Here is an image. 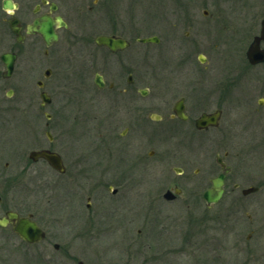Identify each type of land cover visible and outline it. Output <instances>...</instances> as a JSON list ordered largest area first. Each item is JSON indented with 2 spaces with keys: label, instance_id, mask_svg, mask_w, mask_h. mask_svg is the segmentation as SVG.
Masks as SVG:
<instances>
[{
  "label": "flooded vegetation",
  "instance_id": "af4514ba",
  "mask_svg": "<svg viewBox=\"0 0 264 264\" xmlns=\"http://www.w3.org/2000/svg\"><path fill=\"white\" fill-rule=\"evenodd\" d=\"M212 3L0 0V143L11 139L9 177L0 156V205L3 196L41 195L58 227H99L96 194L122 171L112 152L123 112V136L141 128V191L145 166L160 149L176 163L185 150L188 159L173 171L188 172L187 231L198 228L216 242L217 264H264V0ZM144 50L158 55L146 65L158 94L141 83ZM93 89L110 93L106 116L96 115ZM43 152L58 156L60 168ZM221 176L222 198L208 203L204 196ZM167 192L175 197L166 199ZM183 192L175 185L162 197L173 203ZM193 201L204 205L198 218ZM29 203L15 200L0 219L7 212L29 217L45 242ZM0 227L13 232L12 224Z\"/></svg>",
  "mask_w": 264,
  "mask_h": 264
},
{
  "label": "rangeland",
  "instance_id": "374dc122",
  "mask_svg": "<svg viewBox=\"0 0 264 264\" xmlns=\"http://www.w3.org/2000/svg\"><path fill=\"white\" fill-rule=\"evenodd\" d=\"M212 2L213 0H209V3ZM212 6L208 7L210 14L217 15ZM205 9L206 6L199 11L200 17ZM157 57L152 52L141 51V83L152 86L153 94H158L160 90L156 89L158 82L152 76L151 67L146 65L156 64ZM109 94L106 90L91 91L97 105H101L97 106L96 115L108 114V108L103 105H106ZM120 114L125 124L119 125L115 131L112 159L116 164L122 165V171L119 178L112 176L103 182V192L96 194L99 200L97 212L102 224L89 229L80 223L79 227L62 229L43 212L41 195L28 199L25 194L18 195L19 198L15 200L19 203L30 202L29 211L47 231V240L27 245L10 228L6 230L0 227V264H76L80 259L88 264H217V256L212 252L217 249L216 242L207 241V237L198 234V228L187 231L186 203L190 200L188 194L191 189L186 180L188 172L177 176L173 171L174 167L185 164L188 159L186 151H181V158L176 163L171 160V154L165 157L167 153H173L172 151L160 149L158 157L145 166L144 189L141 191V128L134 131L133 127L123 136L121 131L124 130L128 117L123 112ZM10 143L11 139H2L0 143L1 168L8 177L11 168H4V165L10 162L9 156H5V152L11 150ZM121 175H124V179ZM111 185L119 189L117 195L109 192L108 187ZM175 185L184 190L183 194L176 202H166L163 194ZM3 199L0 217L7 209L15 207V200L10 196H3ZM190 206L194 208L195 217L202 216L204 205L201 201L197 204L193 201ZM164 228L166 231H161ZM141 229L142 235L137 234ZM192 231L194 242L189 245L187 232ZM56 243L60 245L58 251L53 248Z\"/></svg>",
  "mask_w": 264,
  "mask_h": 264
},
{
  "label": "water",
  "instance_id": "95a60500",
  "mask_svg": "<svg viewBox=\"0 0 264 264\" xmlns=\"http://www.w3.org/2000/svg\"><path fill=\"white\" fill-rule=\"evenodd\" d=\"M50 37L55 38L52 34L50 33ZM100 43L105 44V45H113L114 42L110 39H105L102 38L99 40ZM144 42H153L152 39L148 40H143ZM97 86L99 88H102V83L101 79L97 80ZM205 118H203L204 120ZM41 155L46 159L50 161V163L55 167V168H60V163H59V157L51 154L50 152H43ZM223 176L221 178H218L217 180L213 181V188L211 191H209L207 194H205V200H207L208 203H216L219 201L220 198H222L223 194ZM180 191L176 190V194H179ZM175 197L171 192H167L165 194V198L168 200H171ZM12 224V230L17 236L26 242L27 244H37L42 242L45 239V233L44 231L39 228L38 224L35 221H32L29 219V217H20L17 213L15 212H7L6 217L0 219V226L2 227H7V225ZM77 264H86L82 262L81 260Z\"/></svg>",
  "mask_w": 264,
  "mask_h": 264
}]
</instances>
